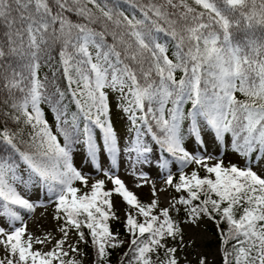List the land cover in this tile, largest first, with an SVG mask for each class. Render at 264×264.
Listing matches in <instances>:
<instances>
[{
	"label": "snow or ice",
	"instance_id": "6c2138e0",
	"mask_svg": "<svg viewBox=\"0 0 264 264\" xmlns=\"http://www.w3.org/2000/svg\"><path fill=\"white\" fill-rule=\"evenodd\" d=\"M207 222L264 264V0H0V264H210Z\"/></svg>",
	"mask_w": 264,
	"mask_h": 264
},
{
	"label": "rangeland",
	"instance_id": "374dc122",
	"mask_svg": "<svg viewBox=\"0 0 264 264\" xmlns=\"http://www.w3.org/2000/svg\"><path fill=\"white\" fill-rule=\"evenodd\" d=\"M115 126L117 129L118 134L124 135L127 132V122L123 121V119L120 116H116L114 118ZM195 147V145H194ZM215 147V146H213ZM77 160L79 162L80 167L84 168L86 170V174L90 171L91 173L95 172L94 168H90L89 162L87 159H84L83 157H77ZM125 167H121L119 169L121 176H124ZM178 174V173H177ZM98 178L96 176H93V179ZM158 186H160V181H157ZM111 185H109L110 187ZM138 194L142 200H148L149 199V189L148 187H145L143 189L138 190ZM174 194V193H173ZM118 200V198H115ZM125 206L123 203H119L118 208L120 209L119 214L123 218V212L122 209ZM53 212V209L49 207L47 209V212L45 213L43 210H37V212L34 214L33 218L28 219L29 224V230L33 233H41L45 230L51 231L52 225L55 223L51 219V213ZM212 224L210 222H207L205 224L201 225V234H202V245L204 250L209 254V260L210 264H215L219 261L221 254L219 251V246L216 242L215 237L211 233ZM191 259V257H190ZM90 260V258H89ZM89 261L86 260L85 264H88Z\"/></svg>",
	"mask_w": 264,
	"mask_h": 264
},
{
	"label": "trees",
	"instance_id": "16d2710c",
	"mask_svg": "<svg viewBox=\"0 0 264 264\" xmlns=\"http://www.w3.org/2000/svg\"><path fill=\"white\" fill-rule=\"evenodd\" d=\"M252 32H253V30H246V29H243V28L241 30L235 31L234 32L233 43H240V44L246 43L247 40L250 37H252ZM255 32H256V35H259V30L258 29L255 30ZM45 71H46V69H45ZM189 107H190V105H189ZM52 118H53L52 115L49 114L48 119L51 121ZM177 176H178V174H177ZM210 223L212 224L211 233L215 237L216 242H217V244L219 246V249H220V247H221L220 246V239H219V236H218L217 231H216V226H215L214 223H212V222H210ZM114 228H115V230L121 232L122 236L124 235V230H123V227H122V221H121V223H114ZM123 251H124V249H118V250L114 251L113 256H112V264H118V260L121 257ZM220 254H221V252H220ZM215 264H222V257H220L219 261L217 263H215Z\"/></svg>",
	"mask_w": 264,
	"mask_h": 264
}]
</instances>
